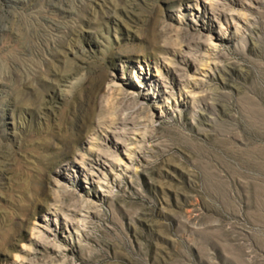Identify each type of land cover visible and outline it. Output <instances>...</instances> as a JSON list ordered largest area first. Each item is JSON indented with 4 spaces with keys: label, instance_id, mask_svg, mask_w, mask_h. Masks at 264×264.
<instances>
[{
    "label": "rangeland",
    "instance_id": "obj_1",
    "mask_svg": "<svg viewBox=\"0 0 264 264\" xmlns=\"http://www.w3.org/2000/svg\"><path fill=\"white\" fill-rule=\"evenodd\" d=\"M0 264H264V0H0Z\"/></svg>",
    "mask_w": 264,
    "mask_h": 264
},
{
    "label": "bare ground",
    "instance_id": "obj_2",
    "mask_svg": "<svg viewBox=\"0 0 264 264\" xmlns=\"http://www.w3.org/2000/svg\"><path fill=\"white\" fill-rule=\"evenodd\" d=\"M54 6V5H53Z\"/></svg>",
    "mask_w": 264,
    "mask_h": 264
}]
</instances>
